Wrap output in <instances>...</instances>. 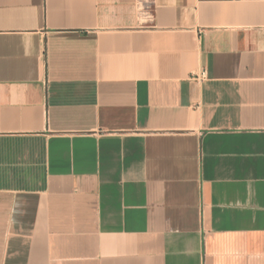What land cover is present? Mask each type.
Wrapping results in <instances>:
<instances>
[{
	"label": "crops",
	"instance_id": "1",
	"mask_svg": "<svg viewBox=\"0 0 264 264\" xmlns=\"http://www.w3.org/2000/svg\"><path fill=\"white\" fill-rule=\"evenodd\" d=\"M0 264H264V0H0Z\"/></svg>",
	"mask_w": 264,
	"mask_h": 264
},
{
	"label": "built area",
	"instance_id": "2",
	"mask_svg": "<svg viewBox=\"0 0 264 264\" xmlns=\"http://www.w3.org/2000/svg\"><path fill=\"white\" fill-rule=\"evenodd\" d=\"M201 76H205V72L204 71L201 73Z\"/></svg>",
	"mask_w": 264,
	"mask_h": 264
}]
</instances>
